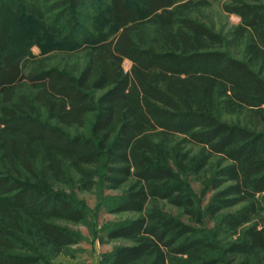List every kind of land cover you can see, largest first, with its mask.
<instances>
[{
  "label": "trees",
  "instance_id": "trees-1",
  "mask_svg": "<svg viewBox=\"0 0 264 264\" xmlns=\"http://www.w3.org/2000/svg\"><path fill=\"white\" fill-rule=\"evenodd\" d=\"M19 1L0 0V264H44L78 244L57 223H82L85 213L59 188L90 192L97 181L128 187L112 214L139 215L108 230V239L131 243L111 264H264V0L223 7L239 19L229 44L242 60L186 16L190 0H144L150 32L133 0H108L115 36L88 50L76 76L22 71L3 22L5 2ZM47 1L71 26L98 3ZM25 87L35 89L31 97L20 94ZM88 117L86 136L66 133L85 129ZM185 174L213 194L203 211ZM207 218L212 232L201 230Z\"/></svg>",
  "mask_w": 264,
  "mask_h": 264
},
{
  "label": "rangeland",
  "instance_id": "rangeland-1",
  "mask_svg": "<svg viewBox=\"0 0 264 264\" xmlns=\"http://www.w3.org/2000/svg\"><path fill=\"white\" fill-rule=\"evenodd\" d=\"M190 11L186 16L197 19L215 34L226 41V50L232 57L242 60L237 47L229 44V34L238 24L239 19L227 15L223 7L231 0H190ZM7 16L3 22L9 32V46L20 60V66L25 74L37 69L66 72L76 76L86 64L88 50L97 43L111 41L115 36L108 24V0H98V3L87 9L83 17L71 26L63 12L52 11V4L47 0H25L18 4L5 2ZM144 0H133L132 8L143 18V27L150 32L153 20L143 12ZM1 14V13H0ZM3 20V19H2ZM77 22V23H76ZM131 64L124 61L123 72L127 73ZM35 89L25 87L20 94L31 97ZM41 122L58 127L49 121L45 115ZM92 117L87 118L85 129H71L66 133L70 136H86L91 126ZM60 128V127H58ZM63 130V129H62ZM64 131V130H63ZM65 132V131H64ZM195 153L197 150H194ZM188 189L195 199V205L201 211L208 205L213 194L202 191L200 183L194 176L182 175ZM125 186L117 191L108 190L97 181L90 192H80L74 183L60 187V195L70 200L77 208L84 211L85 220L79 224L57 223L69 233L78 237V244L62 249L56 255L47 257L44 264H111V256L117 249L130 247L131 243L124 240H110L107 232L110 228L139 217L133 213L112 214L110 209L127 191ZM260 208L264 212V194L258 197ZM159 209L185 225L197 228V224L180 209L165 203L158 204ZM201 230L212 232L215 222L208 218L203 220Z\"/></svg>",
  "mask_w": 264,
  "mask_h": 264
}]
</instances>
